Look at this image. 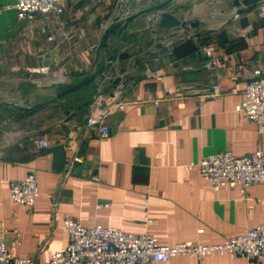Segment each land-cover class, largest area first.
<instances>
[{
  "label": "crops",
  "instance_id": "1",
  "mask_svg": "<svg viewBox=\"0 0 264 264\" xmlns=\"http://www.w3.org/2000/svg\"><path fill=\"white\" fill-rule=\"evenodd\" d=\"M15 2L0 0V238L13 256L45 263L65 250L66 218L168 246L220 244L264 226V182L245 193L214 190L195 167L212 154L264 149V134L236 110L255 71L264 76V0H71L63 16L25 20L10 8ZM163 5L102 47L116 19ZM166 12L177 26L163 25ZM91 76L89 86L60 97ZM188 85L184 98L167 93ZM214 85L222 94L207 97ZM94 106L112 109L106 140L87 127ZM25 122L30 133L21 131ZM29 173L40 193L31 209L11 196V183ZM156 264L264 260L181 255Z\"/></svg>",
  "mask_w": 264,
  "mask_h": 264
},
{
  "label": "built area",
  "instance_id": "2",
  "mask_svg": "<svg viewBox=\"0 0 264 264\" xmlns=\"http://www.w3.org/2000/svg\"><path fill=\"white\" fill-rule=\"evenodd\" d=\"M70 1L16 0L10 8L16 10L19 18L23 20L34 19L40 15L60 17L65 14ZM58 34L62 36L60 32ZM55 38L51 35L48 40L52 42ZM190 89L191 86L188 85L167 93L184 98ZM206 94L207 97H213L222 94V90L219 85H214ZM96 103L99 104L98 99ZM236 110L248 121L256 124L260 134H264V76L261 70L255 71V78L245 90V99ZM111 111L110 106L102 109L94 106L91 109L87 127L98 128L100 140H106L111 134L110 127L105 123ZM39 145L41 148L49 147L45 139H40ZM78 161H81L79 157L73 158V162ZM195 167L210 182L214 190L230 186L240 187L245 193L248 188L264 182V149L244 156H236L232 151L212 154ZM39 194L37 176L34 173H29L23 180L11 183V196L14 202L24 208H33ZM65 226L70 235L69 245L65 250L56 252L48 262L40 263L29 258L15 257L10 252L6 240L0 238V264H156L168 262L172 257L181 255L201 258L224 254L251 261L264 260V226L251 227L245 234L227 238L220 244L187 242L175 246L161 244L151 234L137 235L103 226L86 228L79 220L72 218L65 219Z\"/></svg>",
  "mask_w": 264,
  "mask_h": 264
},
{
  "label": "water",
  "instance_id": "3",
  "mask_svg": "<svg viewBox=\"0 0 264 264\" xmlns=\"http://www.w3.org/2000/svg\"><path fill=\"white\" fill-rule=\"evenodd\" d=\"M245 4L248 5L249 4V0H245ZM165 6L166 5L159 6L157 8H149L147 10H144V11L140 12L137 15L130 16L124 22L120 21L119 19H116L115 22L105 30V33H104V36H103L102 47L109 48V43L108 42H109L110 38L120 37L122 35L123 31L128 28L129 24L134 19H136L138 16H140L141 14L150 12V11H152L154 9H163V8H165ZM240 13H242V11ZM161 17H162V23H163L164 26L172 27V26H177L178 25V22L168 12L163 13ZM117 55H118V49L113 48L112 49V53L110 54V60H111L110 65H112V62L115 60ZM128 56H129L128 54L123 53V54L120 55L119 60L123 61ZM52 57H53V53L46 55L43 58L44 65L53 66L54 62L52 60ZM102 73L103 72H101L100 74H102ZM95 78H96L95 76L87 77L84 80H82L81 82H79L78 84H75L73 86H69V87L64 88L63 92L60 94V97L81 91L82 89H84L87 86H89L95 80Z\"/></svg>",
  "mask_w": 264,
  "mask_h": 264
},
{
  "label": "rangeland",
  "instance_id": "4",
  "mask_svg": "<svg viewBox=\"0 0 264 264\" xmlns=\"http://www.w3.org/2000/svg\"><path fill=\"white\" fill-rule=\"evenodd\" d=\"M28 90V87H24L23 88V92H24V94H25V91H27ZM17 103H20L19 105H25L24 104V102H23V100L20 98V100L17 102ZM25 126V128H23L24 130H21V131H23V132H28V131H30V130H28V129H30V125H29V122H25V123H23ZM28 133H30V132H28ZM28 133H24V135H28Z\"/></svg>",
  "mask_w": 264,
  "mask_h": 264
}]
</instances>
